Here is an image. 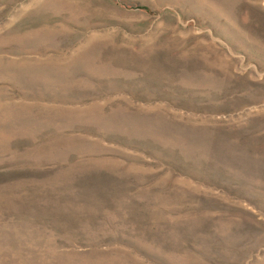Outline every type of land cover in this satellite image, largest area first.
I'll use <instances>...</instances> for the list:
<instances>
[{"label":"rangeland","instance_id":"374dc122","mask_svg":"<svg viewBox=\"0 0 264 264\" xmlns=\"http://www.w3.org/2000/svg\"><path fill=\"white\" fill-rule=\"evenodd\" d=\"M0 264H264V0H0Z\"/></svg>","mask_w":264,"mask_h":264}]
</instances>
